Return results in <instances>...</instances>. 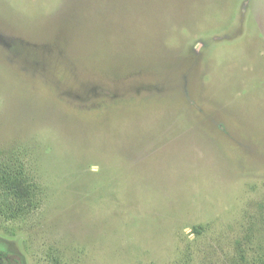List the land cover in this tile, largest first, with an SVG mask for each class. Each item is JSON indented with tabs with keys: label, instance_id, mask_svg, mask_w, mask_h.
I'll return each mask as SVG.
<instances>
[{
	"label": "rangeland",
	"instance_id": "1",
	"mask_svg": "<svg viewBox=\"0 0 264 264\" xmlns=\"http://www.w3.org/2000/svg\"><path fill=\"white\" fill-rule=\"evenodd\" d=\"M5 192L20 264H264V0H0Z\"/></svg>",
	"mask_w": 264,
	"mask_h": 264
},
{
	"label": "flooded vegetation",
	"instance_id": "2",
	"mask_svg": "<svg viewBox=\"0 0 264 264\" xmlns=\"http://www.w3.org/2000/svg\"><path fill=\"white\" fill-rule=\"evenodd\" d=\"M0 264H20L18 258L0 249Z\"/></svg>",
	"mask_w": 264,
	"mask_h": 264
},
{
	"label": "trees",
	"instance_id": "3",
	"mask_svg": "<svg viewBox=\"0 0 264 264\" xmlns=\"http://www.w3.org/2000/svg\"><path fill=\"white\" fill-rule=\"evenodd\" d=\"M15 199L16 198L13 195H11L10 193L5 192V193H2L0 195V201L5 200L7 202H10V201L15 200Z\"/></svg>",
	"mask_w": 264,
	"mask_h": 264
}]
</instances>
